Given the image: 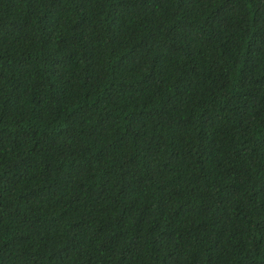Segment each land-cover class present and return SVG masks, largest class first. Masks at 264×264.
<instances>
[{"label": "trees", "instance_id": "1", "mask_svg": "<svg viewBox=\"0 0 264 264\" xmlns=\"http://www.w3.org/2000/svg\"><path fill=\"white\" fill-rule=\"evenodd\" d=\"M0 264H264V0H0Z\"/></svg>", "mask_w": 264, "mask_h": 264}]
</instances>
